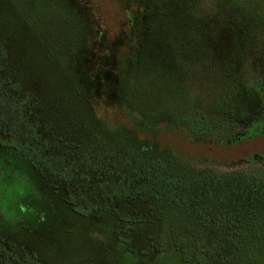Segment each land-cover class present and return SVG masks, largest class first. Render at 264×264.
I'll return each instance as SVG.
<instances>
[{"label":"rangeland","instance_id":"obj_1","mask_svg":"<svg viewBox=\"0 0 264 264\" xmlns=\"http://www.w3.org/2000/svg\"><path fill=\"white\" fill-rule=\"evenodd\" d=\"M74 1L8 0L11 6L3 3L7 13L0 16V97L23 108L28 121L37 128L41 144L47 146L44 156L65 159L70 195L86 197L93 208L85 213L73 211L47 193L40 200L36 182L28 177L32 172L23 164L1 166L0 218L17 220L8 231L19 236L21 245L15 246L0 235V251H7L11 264H183L176 252L167 248L168 252L157 256L150 244L156 241L173 248L170 237L174 227L183 238L196 234L205 240L214 239L217 247L224 244L233 249L228 254L231 262L236 257V246L225 239L230 238L234 227L228 228L227 221L222 220L216 227L213 224L207 228L202 223L185 221L177 210L165 213L139 179L130 174L132 167L115 153L117 148L93 139L91 109L107 129L133 126V118H139V113L132 112L131 119L129 107L134 106L130 101L160 109L174 105L181 112L189 103L216 110L229 92L220 59L239 57L249 50L243 48L245 43L255 48L264 43V37L258 29L247 34V26L236 20L221 23L213 6L206 7L209 18L197 20L184 35L187 9L200 14L199 6L187 0H124L127 7L122 0H78L87 8V16ZM135 1L143 3L132 4ZM138 9L148 11L154 21L155 17L170 14L182 52L170 51L164 30L152 34L141 50L137 44L130 50V12ZM221 24L229 33L212 54L209 36ZM90 29L98 35L95 31L89 34ZM190 35L191 40H199L192 51L194 61L186 63V39ZM186 67L195 71L189 78L184 72ZM104 131L102 127L100 133L106 134ZM248 131L246 125H241L232 128L227 138L221 135L225 131L199 136L185 126L175 128L161 123L149 133H139V137L174 149L197 167L264 171V134L236 141L239 133ZM107 136L103 138L107 140ZM0 139L8 141V136L0 132ZM110 154L113 157L107 161ZM103 164L107 168L100 166ZM123 188H127L126 194ZM43 206L48 209L42 212V223L26 233L31 218L27 211ZM253 257L264 262V253Z\"/></svg>","mask_w":264,"mask_h":264},{"label":"trees","instance_id":"obj_2","mask_svg":"<svg viewBox=\"0 0 264 264\" xmlns=\"http://www.w3.org/2000/svg\"><path fill=\"white\" fill-rule=\"evenodd\" d=\"M122 1L126 6V1ZM187 1L194 7L199 6L197 11L200 14H197L194 9H187L183 17L186 31L184 35L190 32L189 27L194 26L197 20L209 18L206 7L213 6L221 23L236 20L247 26V34H250V30L256 32L254 29H258L259 34L264 37V0ZM74 2L87 16L88 13L85 11L87 8L80 5L78 0ZM135 2L132 4L142 5L143 3V1ZM3 3L10 4L8 0H0V16L7 13ZM207 3L210 5L207 6ZM138 10L139 12L132 10L130 12L132 29L131 37L127 41L128 44L133 43V46L130 45V50L136 47L135 44L139 45L141 50L144 45H148L152 34L157 30H164L170 41V51L174 54L182 52L175 40L178 35L177 27L170 14H162L160 18L155 17L154 21L150 20L148 11ZM216 29H219L218 35ZM92 31L95 30L90 29L89 34ZM95 33L98 35V32L95 31ZM227 33L229 31L226 25L221 24L219 27H215V34L211 33L209 36L208 48L212 54L215 53L219 44L226 40ZM193 35L189 36V40L186 39L188 50L184 56L186 63L195 59L192 51H195L199 37L191 40ZM246 47L249 50L240 54L239 57L236 55L229 60L220 59L223 77L229 92L222 98L218 108H215L217 111H208L200 103H189L181 112L174 105L160 109L158 106H141L130 101V104L134 106L129 107L130 117L133 118L132 112H138L139 118H136L138 120L133 118L135 121L131 127L119 126L115 129H107L106 125L99 124L100 119L91 109L93 115L91 122L94 124L93 139L104 146L111 145L117 148L115 153L118 156L122 155L123 162L131 165L130 174L139 179L140 185L154 196L161 209L164 207L165 213L171 209L177 210L179 213L182 212L184 215L182 219L185 221L189 219L198 224L202 223L207 228H212L213 224L216 227L222 220L227 221L228 228L234 227L231 229L230 238L225 239V242L233 241L236 246L234 249L236 257H233L231 262H229L228 254L232 253V248L229 250L224 244L217 247L214 239L205 240L196 234L189 236V239L183 238L174 227L170 237L173 248L170 249L163 243L157 244L156 241L154 243L150 241L157 256L168 252V248L169 251L178 254L179 259L177 257L175 259L183 264H227L228 262V264H264L262 260L255 261L256 257H253L254 254L264 253V171L257 169L222 171L212 167H197L180 157L174 149L164 147L151 138L139 137V133H149L161 123L169 124L175 128L180 125L185 126L199 136H209L218 131H225L227 133L221 135L226 138L229 137L227 135L232 128L246 125L248 133H239L235 137L236 141L245 137L263 135L264 43L255 48L252 46L250 48L245 43L243 48ZM91 57L86 56L85 58ZM193 69L186 67L184 72L188 76L187 78L194 74ZM251 70H256L257 73L249 75ZM127 103L129 104V101ZM102 127L106 134L100 133ZM0 132L8 136V141L0 139V152L3 154L0 155V167L6 164L16 167L17 164H23L29 170L28 172L33 173H28V177L36 182L40 200H43L41 196L45 197L44 193H47L53 198V201L60 202L73 211L85 213L86 209L88 211L93 208L86 197L70 195L68 191V179L70 178L65 159L61 156L49 158L44 156L46 150L44 148L47 146L44 142L41 144L37 128L28 121L23 108L18 104H11L1 97ZM103 135H108L107 140L103 138ZM112 157L110 154L107 161H111ZM100 166L107 168V164ZM127 183L125 182V184ZM123 191L126 194L127 188H123ZM58 198L60 201L57 200ZM39 204L37 205L40 207ZM18 205L20 206V204ZM45 208L48 209L47 206H43L41 208L33 207L27 211V216L31 218L28 221L26 233L33 230L37 223H42L41 217ZM22 210L24 209L22 208ZM1 219V237L6 241H13L15 246H20L19 236L8 231L12 222L15 225L17 220L13 219L14 221L8 222L7 219ZM119 219L123 222L127 221L122 217ZM242 231L244 234H241ZM148 239L151 240V238ZM219 240L221 239H217V242ZM122 243L124 250L127 251L126 244ZM171 257V260L174 261V255ZM250 259L251 262H249ZM0 264H11L9 255L4 249L0 251Z\"/></svg>","mask_w":264,"mask_h":264}]
</instances>
